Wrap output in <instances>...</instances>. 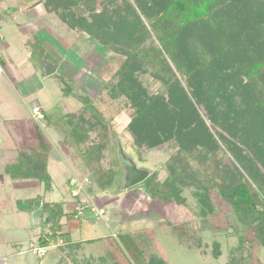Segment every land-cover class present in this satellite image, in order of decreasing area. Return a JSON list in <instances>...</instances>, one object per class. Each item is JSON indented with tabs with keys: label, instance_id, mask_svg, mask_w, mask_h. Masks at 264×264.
Instances as JSON below:
<instances>
[{
	"label": "rangeland",
	"instance_id": "374dc122",
	"mask_svg": "<svg viewBox=\"0 0 264 264\" xmlns=\"http://www.w3.org/2000/svg\"><path fill=\"white\" fill-rule=\"evenodd\" d=\"M66 1L60 0L64 5ZM83 1L85 0H73L71 4ZM162 1L164 0H157L149 5L151 11L147 14L144 7L136 4L135 0H115L121 6L118 7V13L122 15L121 25L132 32L133 24L139 30V24L145 23L155 36L150 19L156 10L163 8ZM239 1L223 0L230 13L224 19H231L228 24L230 26L223 25L213 29L207 25L204 31L197 30L198 32L186 29L180 37V51L186 53L181 58L197 59V45H201L207 54L220 53L218 49L224 44L223 41L230 39L225 37V30L230 32L236 27V23L245 28L248 18L254 13V8L250 10L244 2ZM25 2L29 1L0 0V42L2 41L1 47L4 48L0 56V264H54L59 260L57 245L76 242V238L85 240L107 235H114L124 243L129 240L152 248L151 235H154L174 264H226L230 248L246 239H253V233L249 229L245 230L231 214V205L214 192L217 188L211 192L214 210L205 213L202 212L203 206L197 196L191 192V188H197L195 185L178 184L182 188V195L187 199L186 205L176 204V201L165 204V198H161L163 201L155 200L148 189L149 182L154 178L157 192L162 193L159 187L172 176L169 163L181 149V140L184 143H194L196 139L193 140L183 130L177 131L170 125V139L156 137L159 142L152 147L147 143H140L137 136L141 133L134 131L130 125L136 113L135 105L131 106L125 95L114 98L107 85L126 57L91 36L89 32H93L94 28L90 23L86 25L89 26L87 30L79 32L69 8L61 10L66 11V14H60L61 18L58 13L48 15L41 4L32 5L36 0H30L31 4L22 7L21 4ZM14 4L18 5L12 15ZM95 8L96 17L99 18L97 21H100L99 12H104L108 22H112L109 17L113 9L111 6L106 7L105 11L97 6ZM101 16L105 14L101 13ZM69 18L73 20L71 26L65 21ZM113 24L116 22L113 21ZM22 27L27 31L37 29L36 36L30 35L28 39L24 36L17 37L15 34L20 33ZM248 27L253 28L252 25ZM22 48L25 50L23 55L29 60L17 66L20 59L14 61L13 58L14 62L10 59L18 56ZM42 60L59 64L56 73L46 76L40 64ZM10 70L13 71L14 78L9 75ZM31 74L35 76L32 77ZM60 77L69 84L70 90H63ZM140 77L150 92L162 90L163 83L152 73H142ZM82 96L88 97L90 101ZM35 104L41 107L42 118L34 115ZM90 104V108L85 106ZM83 117L92 123V127L87 128L88 138L85 141L79 127ZM107 130L108 134L105 133ZM211 130L217 135L215 128ZM113 133L115 136H112ZM116 137L122 140L125 150L135 158L138 165L152 170L147 179L125 190H120L123 171L117 154ZM217 138L222 151L231 155L218 135ZM26 153L34 157L40 153L48 159V170L53 178L55 192L51 195L47 193L44 201L60 200L62 203L59 206L63 210L81 209L80 217L71 220L64 218L65 228L71 232L69 240L59 239L52 247H46L43 254L37 253V248H42L38 246L37 240L43 232L40 226L43 211H19L16 200L43 194L44 183L38 180L14 182L6 172L7 164ZM232 161L236 163L235 158ZM260 168L263 169L262 166ZM237 169L239 175L251 179V170H246L240 164ZM182 171L190 177L189 170ZM73 176L82 181L83 190L79 196H73L74 187L69 185ZM199 177L201 182L198 183L207 185L204 175ZM85 178L89 181H85ZM242 179L245 181V177ZM192 181L196 182V179L192 178ZM203 190L200 187L196 191L202 193ZM95 209H103V216H98ZM249 216L257 217L258 213H249ZM180 222L189 228L193 238L202 236L208 242L207 251L184 247L180 234L173 228L174 224ZM120 233H125L126 236ZM217 240L221 253L216 257L212 251L213 242ZM250 243L247 244L249 248L246 247L243 264H264V249H257V243L250 248ZM81 248L82 251H77L78 257L75 260L98 258L104 252L102 240L84 243ZM88 261L92 262L90 259Z\"/></svg>",
	"mask_w": 264,
	"mask_h": 264
},
{
	"label": "trees",
	"instance_id": "16d2710c",
	"mask_svg": "<svg viewBox=\"0 0 264 264\" xmlns=\"http://www.w3.org/2000/svg\"><path fill=\"white\" fill-rule=\"evenodd\" d=\"M72 1L67 0L65 5L60 0H45V3L49 11L58 13L61 18V15L66 14V11L61 10L69 8L79 32L87 30L89 26L86 25L90 23L94 28L93 32H89L91 36L126 57L107 85L114 98L125 95L130 105H135L136 113L130 125L134 131L141 133L137 140L152 147L159 142L156 137L170 139V125L196 139L194 143H184L180 139L181 149L169 163L172 176L159 187L162 193L157 192L153 178L148 188L151 197L161 201V198H165V204L176 201V204L186 205L187 199L182 195L180 186L195 185L197 188H191V192L203 206L202 212H213L211 192L217 188L214 192L231 205V214L245 230L249 229L253 233V239H246L238 246H232L229 251L226 264H243L249 240L255 241L250 243V248L257 243V249H264V0H240L239 3L244 2L250 10L254 8L247 26L241 28L236 23L230 32L225 30V37L230 39L223 41L224 44L218 49L220 53L207 54L201 45H197L198 57L191 60L181 58L186 54L180 51L181 34L186 29L202 31L207 25L213 29L230 26L231 19H224L230 13L223 0L162 1L163 8L156 10V16L150 19L155 36L145 23L139 24V30L133 24V31L128 32L121 25L122 15L118 13V7L121 6L115 0H85L75 5L71 4ZM156 1L135 0L147 14L151 11L149 5ZM95 6L102 11L111 6L113 9L109 17L112 22H108L104 12H99L100 21H97L99 18L96 17ZM101 13L105 16L102 17ZM65 21L69 26L73 24L71 18ZM231 23L234 24L233 21ZM148 72L163 83L162 90L157 93L150 92L143 85L140 75ZM85 106L90 108L92 104ZM82 120L79 127L85 141L88 138L87 128L92 127V123L84 117ZM211 128L216 129L219 140L225 143L231 155L222 151L217 135ZM105 133L108 134L109 130ZM232 158L236 159L235 164ZM238 164L251 170L250 180L236 172ZM183 169L190 171V177L182 173ZM6 172L14 182L38 180L44 183L43 194L16 200L19 211H43L40 221L43 232L38 237V246L49 248L59 239L68 241L70 232L65 230L66 224L62 223V219L80 217V209L63 210L59 206L62 203L60 200L44 201L47 193L51 195L55 192L46 155L39 153L34 157L30 153L22 154L19 159L7 164ZM199 175H204L207 185L198 183L201 182ZM241 176L245 177V181ZM200 187L204 189L202 193L196 191ZM255 212L258 213L257 217L249 216V213ZM173 228L180 234L186 249L207 251L208 242L202 236L193 238L194 235L183 223L174 224ZM120 234L126 236L125 233ZM151 237L153 248L129 240L124 243L114 235L105 236L100 239L104 244L103 254L98 258L87 257L91 263L87 259L75 260L82 242L69 241L65 245H57L59 260L55 264H174L154 235ZM213 243L212 252L217 257L221 253V246L218 240Z\"/></svg>",
	"mask_w": 264,
	"mask_h": 264
},
{
	"label": "water",
	"instance_id": "95a60500",
	"mask_svg": "<svg viewBox=\"0 0 264 264\" xmlns=\"http://www.w3.org/2000/svg\"><path fill=\"white\" fill-rule=\"evenodd\" d=\"M40 64L42 65L43 71L46 76L55 74L59 65L49 60H42L40 61ZM59 79L61 82L60 84L63 85V90H70L69 84L62 77H60ZM82 98H86V100H89L88 97L82 96ZM112 136H115L114 133L112 134ZM115 141L117 143V154L119 156L121 169L123 171L121 183L122 185L120 190H125L147 179V177L151 175L152 170L148 167L138 165L135 158L127 153L123 142L119 137H116Z\"/></svg>",
	"mask_w": 264,
	"mask_h": 264
},
{
	"label": "crops",
	"instance_id": "0c3cea01",
	"mask_svg": "<svg viewBox=\"0 0 264 264\" xmlns=\"http://www.w3.org/2000/svg\"><path fill=\"white\" fill-rule=\"evenodd\" d=\"M29 2H25V4H21V6L22 7H26V6H28L29 4H31L30 3V0H28ZM22 3V2H21ZM42 5V7H43V9L45 10V12L49 15V14H52V13H55V12H53V11H49L48 10V8H47V6H46V3H45V0H36V2L35 3H33L32 5H34V6H39V5ZM17 5L18 4H14L13 6H12V9L14 10L16 7H17ZM5 11H7L6 9H5ZM16 10H14V11H12V15L14 14V12H15ZM55 14H57V13H55ZM58 21V20H57ZM8 26H10V25H8ZM37 29H33V30H29V31H27L24 27H22V28H20V33H17V34H15L17 37H21V36H24V37H26L27 39L28 38H30V35H33V36H36V34H37ZM2 38V37H1ZM24 44V42H22V45ZM1 45H3L2 44V41L0 42V56L2 55L1 53H2V51L4 50V48H2L1 47ZM21 50V53L17 56L16 55V57H12V59H10L12 62H14L15 61V59H20L17 63H16V65L17 66H19L20 64H22V63H24V62H28V57L27 56H25V55H23L24 54V52H25V50L23 51V48L22 49H20ZM28 56H30L29 54H28ZM13 58H14V61H13ZM9 61V60H8ZM31 68V67H30ZM13 71H9V75L11 76V78H14L13 77ZM34 73H36V72H34ZM30 76H32V74L30 75ZM33 76H35V75H33ZM32 76V77H33ZM37 78V77H36ZM16 82H17V80H16ZM19 82V81H18ZM35 105H37V104H35ZM41 108V107H40ZM103 216V215H102ZM66 219V218H65ZM62 223L63 224H66L65 222H64V218L62 219ZM66 226V225H65ZM66 229V228H65ZM66 230H68V229H66ZM70 232V231H69ZM70 235H71V232H70ZM108 236V235H107ZM103 237H105V236H103ZM103 237H99V238H91V239H85V240H79L78 238H76V241H80V242H82V246H83V244L84 243H87V242H96V240H100L101 238H103ZM73 238V237H72ZM94 240V241H93ZM43 248V247H42ZM46 248V247H45ZM45 251L47 250V248L46 249H44ZM80 251H82V248H81V250ZM43 254V253H42ZM55 264V263H54Z\"/></svg>",
	"mask_w": 264,
	"mask_h": 264
},
{
	"label": "built area",
	"instance_id": "2783aa9c",
	"mask_svg": "<svg viewBox=\"0 0 264 264\" xmlns=\"http://www.w3.org/2000/svg\"><path fill=\"white\" fill-rule=\"evenodd\" d=\"M37 114L38 116H40L41 118L43 117V113L41 111L40 106L35 105L34 108V115ZM85 181H89L88 178H85ZM69 185L71 187H74V189H72V194L73 196H79L80 191L83 190V186H82V181L81 179H79V177L73 176L70 178L69 180ZM71 189V188H69ZM79 209V208H78ZM81 210V209H80ZM95 211H97L98 216L102 217V215L104 214V210L103 209H95ZM45 250L43 248H37V253H44Z\"/></svg>",
	"mask_w": 264,
	"mask_h": 264
}]
</instances>
